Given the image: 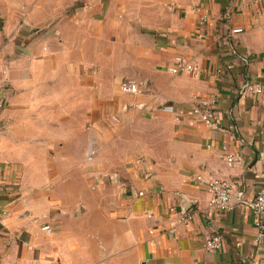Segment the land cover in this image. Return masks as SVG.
<instances>
[{
  "label": "crops",
  "instance_id": "0c3cea01",
  "mask_svg": "<svg viewBox=\"0 0 264 264\" xmlns=\"http://www.w3.org/2000/svg\"><path fill=\"white\" fill-rule=\"evenodd\" d=\"M245 84L264 88V0H0V264H264L237 203L264 186ZM211 96L222 128L191 112Z\"/></svg>",
  "mask_w": 264,
  "mask_h": 264
},
{
  "label": "built area",
  "instance_id": "2783aa9c",
  "mask_svg": "<svg viewBox=\"0 0 264 264\" xmlns=\"http://www.w3.org/2000/svg\"><path fill=\"white\" fill-rule=\"evenodd\" d=\"M168 71L175 74L178 72L196 73L199 70L195 65L188 64L181 58L177 57L174 65L170 66ZM121 89L124 92H135L137 90V85L131 82H123L121 84ZM243 91L263 93L264 88L255 84H245ZM191 112L205 125L222 128L216 112L215 97L211 96L199 100L193 105ZM235 158V154H226V164L231 166L234 163ZM206 185L210 193L211 206L221 211L228 210L232 206L233 184L230 180L210 178L206 181ZM238 201L237 203L241 206L251 208L256 214L262 217L255 221V224L259 229L257 239H260L264 235V186L260 187L251 198L239 199ZM190 218V215L187 214L181 217L182 220H189ZM44 229L48 232L51 230L49 225L44 226ZM203 247L207 251H219L222 247L221 236L217 234L208 236L203 242Z\"/></svg>",
  "mask_w": 264,
  "mask_h": 264
}]
</instances>
